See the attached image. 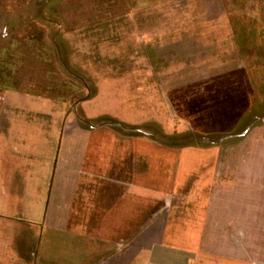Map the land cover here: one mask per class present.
<instances>
[{
	"label": "crops",
	"instance_id": "crops-1",
	"mask_svg": "<svg viewBox=\"0 0 264 264\" xmlns=\"http://www.w3.org/2000/svg\"><path fill=\"white\" fill-rule=\"evenodd\" d=\"M263 82L235 129L229 91L199 117L168 93L199 158H181L185 132L165 143L157 113L76 122L54 158L20 154V106L0 92V264H264Z\"/></svg>",
	"mask_w": 264,
	"mask_h": 264
},
{
	"label": "rangeland",
	"instance_id": "rangeland-1",
	"mask_svg": "<svg viewBox=\"0 0 264 264\" xmlns=\"http://www.w3.org/2000/svg\"><path fill=\"white\" fill-rule=\"evenodd\" d=\"M195 74L217 77L178 82ZM258 76L264 0H0V92L7 106H20V154L40 147L54 158L76 122L113 127L108 116L157 113L165 143L185 132L181 158H199L170 101L195 116L205 113L210 90L229 91L235 129Z\"/></svg>",
	"mask_w": 264,
	"mask_h": 264
}]
</instances>
